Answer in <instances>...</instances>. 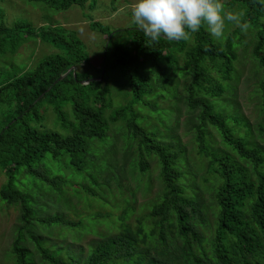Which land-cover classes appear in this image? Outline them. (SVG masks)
Wrapping results in <instances>:
<instances>
[{"label":"trees","instance_id":"1","mask_svg":"<svg viewBox=\"0 0 264 264\" xmlns=\"http://www.w3.org/2000/svg\"><path fill=\"white\" fill-rule=\"evenodd\" d=\"M25 1L55 12L69 11L88 2ZM231 1L246 4L242 24L261 27L264 4L259 0ZM4 16L0 9V50L3 54L16 53L24 42L34 39L59 50L43 57L29 71L10 76L0 85V170L8 179L0 188V201L19 207L21 211L20 226L10 252L13 264H264V149L252 147L247 139L236 137L228 117L219 112L215 104L226 92L221 79L233 80L238 58L235 38L242 32L241 27L232 32L223 45L215 43L204 27L196 33L188 30L189 38L193 37L194 45H191L188 40H170L163 36L152 41L140 28L112 31L101 22L92 21L93 31L110 39L96 78L101 80L83 84L90 77L77 70L76 75L72 71L56 84L72 67L91 64L85 43L77 33L64 26L35 28L19 19L14 27H9ZM120 33L126 36L117 42ZM178 53L183 54L185 60L181 73L189 79L186 103L193 111H201L196 124L199 152L210 160L209 172L216 179L214 187L209 188L214 192L213 221L207 213V207H211L204 203L200 193L194 186L191 190L182 183L190 173L185 170V152L179 144L158 141L153 132L140 126L135 116L128 117L130 112L134 113L136 104L157 111V105L146 98L156 94L154 82L158 88L166 90L176 77ZM254 57L264 69V28L259 33ZM214 72L220 75L214 76ZM113 73L127 82L134 101L116 110L109 120L106 111L111 105ZM229 87L231 90L233 86ZM261 89L264 115V80ZM46 103L53 107L57 122L66 133L43 130L45 116L41 110ZM262 119L260 129L264 136V116ZM120 120L127 122L130 139L140 146L141 171L150 170L147 156L158 158L163 189L150 204L146 217L139 219L136 225L127 222L130 213L125 211L117 233L92 244L86 258H83L84 251H80V258L71 257L67 262L64 253L67 248L51 240L53 228L79 229L84 227V219L74 216L78 220H72L60 212L51 216L40 214L38 207L44 206L40 196L45 198L42 193L46 191L48 196L52 195L47 198H53L58 204L56 196L64 199L69 194L73 198L67 191L76 186L72 185L74 180L70 175L80 173L93 178L91 170L107 173L109 162L114 158L94 160L91 149L100 144L104 146L111 123ZM210 128L220 135L222 145L230 149V153L213 146L216 141L212 139ZM49 158L65 161L67 171L59 169L56 172L54 166L47 164ZM89 159L94 161L91 170L87 166ZM98 161L105 162L104 167L97 166ZM115 167L113 172L118 171ZM18 177L21 180L33 178L39 195L27 194L23 190L25 183L17 184ZM93 180L99 187L96 177ZM82 189L88 194H98L91 186ZM66 199V206H70V198ZM61 251L65 258L59 256Z\"/></svg>","mask_w":264,"mask_h":264},{"label":"rangeland","instance_id":"2","mask_svg":"<svg viewBox=\"0 0 264 264\" xmlns=\"http://www.w3.org/2000/svg\"><path fill=\"white\" fill-rule=\"evenodd\" d=\"M136 0H88L85 6H74L69 11L55 12L47 9L43 5L33 6L25 0H0V9L5 13L4 20L9 27H14L19 19H23L31 23L35 28L53 25L64 26L70 31L78 34L80 39L85 43L86 49L91 57V64L77 68L81 73L90 77L97 78L99 68L102 65L105 54V47L110 39L103 34L93 31L90 23L99 21L104 26L113 30H128L140 28L132 22L131 9ZM226 11L233 14H240V23L242 24L245 13L246 4L244 2L232 3L231 0H222ZM262 24V25H261ZM261 27H255L251 24L247 25V29L235 38V51L237 60L235 62L232 81H222L226 86V92L222 98L210 99L215 100L216 107L228 117V124L234 129L236 137L244 138L249 141L251 146H258L264 149V136L262 135L260 125L263 122L262 117V89L261 83L264 80V69L260 66V62L254 57V51L258 43V36L262 28H264V17L261 19ZM240 26L236 22H226L224 35L221 39H216L215 43L223 45L229 35L236 31ZM141 29V28H140ZM206 29V28H205ZM126 33H120L116 37V41H121ZM191 45H194L193 37L188 39ZM1 51V50H0ZM59 50L51 44L44 43L40 39L28 40L18 49L16 53L9 51L6 54L0 52V85H2L10 76L15 74H23L33 68L43 57L57 53ZM178 65L172 81L166 90L158 88L156 82V94L146 101L157 105V111L153 112L149 107L143 104L134 106V113H129L128 117L138 119L140 126L151 131L155 135V139L166 144L179 146L185 152V162L187 167L185 170L190 173V177L182 183L199 192L207 207V213L213 221L211 215L215 207L214 192L209 188L214 187L216 179L209 172L210 160L199 152L197 142L198 117L200 110L193 111L189 104L186 103L187 91L186 86L189 81L181 73L184 67V55L178 53ZM220 75L214 72V76ZM119 81V82H118ZM229 85L233 86L230 90ZM111 105L106 111V116L110 117L114 112L122 107L133 104L134 98L127 82L120 79L118 73H113L110 79ZM42 113L45 116L43 130H52L66 133L61 124H58L56 114L50 104L42 107ZM2 118L0 117V123ZM251 131V136L248 133ZM213 146L222 148L226 152H231L221 143L220 135L212 128ZM127 122L120 120L117 123H111L108 132L107 142L102 146L100 144L91 149L92 156L96 158L105 157L107 160L113 157L109 162V170L102 173L100 170H91L94 161H87L88 169L91 170L100 184L97 187L92 177L84 174L74 173L69 176L76 186L70 187L67 191L73 194L66 195L67 199L62 196H56L57 203L53 198L48 196L46 191L42 193L41 199L44 203L38 209L42 215L62 214L71 217L72 220L77 218L84 219L82 222L84 227L79 229H67L65 227L53 228L52 242L61 248H67L64 252L67 262L71 261V257L80 258V251H84V257L91 252L92 244L101 241L105 236L115 234L122 224L121 218L125 211H129L127 222L136 225L139 219H143L149 212V207L156 200L163 189L161 181V168L158 158L155 156H147L146 160L150 164V170L143 173L139 167L140 152L139 144L133 142L129 137ZM91 141L90 143H94ZM105 153V155L103 154ZM97 166H103L105 162H99ZM47 164L54 166L56 172L59 169L66 172V163L54 161L52 158L47 160ZM93 164V165H92ZM118 168L117 172L112 169ZM89 170V173H90ZM112 171V172H111ZM111 172L110 175L108 173ZM109 180V182H108ZM25 183L27 194H38L33 178L20 179L18 177L17 184ZM8 182L4 172L0 170V188ZM83 186H91L92 191L98 194H88L82 189ZM194 186V187H193ZM22 187V186H21ZM66 188V187H65ZM196 195L195 192H191ZM61 204H64L61 206ZM101 215V217H98ZM20 208L8 206L0 201V264H13L10 259L12 244L15 241L17 228L20 226ZM148 221V219H147ZM82 227V228H81ZM48 232V231H46ZM209 237V234L208 236ZM67 254H71L68 256ZM63 252L59 254L60 257ZM65 259V260H66ZM41 264V262H40Z\"/></svg>","mask_w":264,"mask_h":264},{"label":"clouds","instance_id":"3","mask_svg":"<svg viewBox=\"0 0 264 264\" xmlns=\"http://www.w3.org/2000/svg\"><path fill=\"white\" fill-rule=\"evenodd\" d=\"M264 4V0H259ZM240 14L225 10L222 0H136L131 9L132 22L152 40L161 36L170 40H188L189 31L201 27L216 39L224 35L226 22H236L242 29Z\"/></svg>","mask_w":264,"mask_h":264},{"label":"water","instance_id":"4","mask_svg":"<svg viewBox=\"0 0 264 264\" xmlns=\"http://www.w3.org/2000/svg\"><path fill=\"white\" fill-rule=\"evenodd\" d=\"M109 42L110 41H108V44L107 45H109ZM106 56V55H105ZM74 72V74L76 75V73H77V67H72V69H70L64 76H62L61 78H59V80H57V82H56V84L57 83H59V82H61V81H63L64 80V78H66L71 72ZM105 69H104V71H103V73L105 74ZM95 80H101V78L100 79H96V78H94V79H90L89 81H87V82H82L83 84H88V83H91V82H93V81H95ZM44 95H42L39 99H41L42 97H43Z\"/></svg>","mask_w":264,"mask_h":264}]
</instances>
